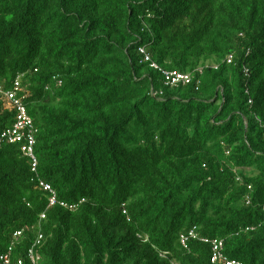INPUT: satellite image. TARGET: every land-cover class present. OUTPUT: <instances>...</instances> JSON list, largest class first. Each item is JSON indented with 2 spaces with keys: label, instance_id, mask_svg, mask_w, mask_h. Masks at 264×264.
<instances>
[{
  "label": "trees",
  "instance_id": "obj_1",
  "mask_svg": "<svg viewBox=\"0 0 264 264\" xmlns=\"http://www.w3.org/2000/svg\"><path fill=\"white\" fill-rule=\"evenodd\" d=\"M0 87V255L213 264L208 239L264 264V0H0ZM15 102L36 172L1 141Z\"/></svg>",
  "mask_w": 264,
  "mask_h": 264
},
{
  "label": "built area",
  "instance_id": "obj_2",
  "mask_svg": "<svg viewBox=\"0 0 264 264\" xmlns=\"http://www.w3.org/2000/svg\"><path fill=\"white\" fill-rule=\"evenodd\" d=\"M140 53L145 56V61L147 63H151V68L155 71L160 72L164 78H165V84L168 87L175 88L180 85L188 86L191 85L193 82V77L191 75L182 74L180 72H171L166 71L162 69L160 66H158L156 63H153L151 60L150 55L146 53V50L144 48H141ZM20 85L17 83L16 85V91H18ZM1 92V87H0ZM157 94V93H156ZM8 97L10 100L14 101L16 96L14 93L8 94ZM15 105L18 107V117L13 126H11L9 129L4 131V133L1 136V141H5L9 145H22L21 150L23 155L26 158H29L32 167L33 172H36V169L38 168L39 161L36 155V134L37 130L36 127L32 121V119L27 115L26 108L24 107L23 103L15 102ZM38 187L43 192L47 193L49 195V208L54 207L56 205H61L62 207L68 208L70 207L71 210H74L76 207L68 206L65 202H60L57 197L56 191L52 188L51 185L48 183L40 180L38 182ZM42 220L46 219V213H44L41 217ZM22 236V233L19 232L15 235V238L18 239ZM44 239L43 235H40L35 244L32 248L29 249L27 253V261H24L23 259L14 260L13 258V249L11 248L8 253L0 255V264H41L42 263V257L38 253V248L42 244V241ZM190 239H197V235L192 231L189 235H182L181 236V243L182 246L185 248L188 247V242ZM207 244H210L212 246L213 250V257H212V263L213 264H242L240 262H236L233 260H230L225 254H224V242L221 240H202Z\"/></svg>",
  "mask_w": 264,
  "mask_h": 264
}]
</instances>
